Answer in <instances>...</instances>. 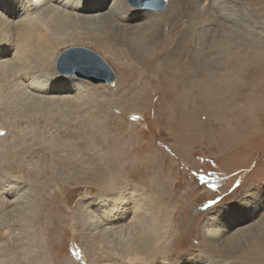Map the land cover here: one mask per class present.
Returning <instances> with one entry per match:
<instances>
[{"label":"rangeland","instance_id":"obj_1","mask_svg":"<svg viewBox=\"0 0 264 264\" xmlns=\"http://www.w3.org/2000/svg\"><path fill=\"white\" fill-rule=\"evenodd\" d=\"M129 1H110L99 13L107 16L116 8L113 23L95 26L83 22L76 31L67 30L66 38L79 35L82 43L58 46L52 65L43 64L47 70H31L38 76L44 74L40 81L50 88V84L65 83L57 73L61 54L84 48L109 64L117 76L113 85H96L88 79L71 77L78 78L81 83L76 84L87 90L77 91L81 100L76 102L73 91L40 96L50 100L34 99L23 92L18 95V90L13 92L14 82L5 71L9 66L0 67V264H32L38 257H43L46 264H60L67 258L82 264L88 256L101 258L98 249L110 254L102 257L100 264H128L120 262L116 253L130 247L137 238H146L143 234L155 223L167 221L179 225L180 234L175 231L174 241L179 255L174 260L222 264L241 247L234 242H244L242 238L234 240L237 234L246 233L248 244L258 239L264 228V0H214L234 15L227 24L231 30L213 22L218 18L203 16L207 0H199L200 10L191 11V17L198 14L196 18L183 20L184 26H191L192 20L196 25L194 49L186 50L192 58L186 59L184 67L190 77L197 75L206 61L213 63L220 57L217 42L222 37L244 43L246 65H239L234 76L242 81L241 87L227 97L220 95L221 89L212 96L193 92L197 85L205 86L201 77L196 86L195 81L190 82L192 77L187 84L175 81L173 76L183 69L175 64L177 58L166 46L152 56L157 59L154 65L138 63L131 56L133 46L127 31H122L124 25L147 28L149 40L150 35L168 29V14L174 3L167 0L165 11L151 12L135 9ZM2 11L0 6V14ZM135 15L140 18L134 19ZM13 34L0 28V41L12 42ZM175 37H179L178 32ZM238 54L234 48L228 63L233 64ZM81 55L84 61L76 65L98 75L86 62L90 56ZM130 69L132 74L127 73ZM14 88L21 90L19 86ZM173 95L187 99L194 95L213 105L212 111H200L193 144L179 147L175 134L179 129L168 128L169 113L177 110ZM230 98L235 103L226 109ZM199 102L195 99V106ZM115 157L120 158V168L110 165L111 161L107 163L106 159ZM126 168L131 169V177L124 176ZM102 173L112 174L105 189L102 180L108 181V177L103 179ZM58 176L62 182L55 181ZM123 194H127V200L120 202ZM51 198L61 208L54 220L65 217V221H59L61 225L53 220L46 224L38 215L39 206L41 209L44 201ZM106 208L109 218H122L117 225L134 220L139 228H119L115 233L110 226L97 231L89 227L88 221L103 215ZM179 220L181 224L184 221V226ZM106 232L111 234L104 235ZM212 247L218 251L217 257L206 252ZM228 251L229 256L223 257Z\"/></svg>","mask_w":264,"mask_h":264},{"label":"bare ground","instance_id":"obj_2","mask_svg":"<svg viewBox=\"0 0 264 264\" xmlns=\"http://www.w3.org/2000/svg\"><path fill=\"white\" fill-rule=\"evenodd\" d=\"M110 1L113 0H93V1L88 0L87 3H84L85 2L84 0H31L29 2H27V0H0V6H2L3 8L2 13L0 14V28L5 30L6 32L8 31L14 33L13 34L14 40L12 42H10L11 39L10 41L6 39L0 41V57H4L0 59L1 60L0 67L4 65L9 66L5 71H7L8 79L13 80L14 82L12 88L14 89L13 92H16V90H18L17 92L18 95L19 93L23 92V94L32 96L34 99L35 98L48 99L43 96L42 97L40 96L43 95V93L46 94L63 93L68 91H73L74 93H76L77 96L79 95L78 94L79 91H80L79 93H83L84 91H87L84 90L85 88L82 89L80 87L81 84L80 85L76 84V82L81 83V81H79L78 78L77 79H73L71 77L65 78L66 76H62V75H60L61 77L60 80H65V83H58V85L50 84L51 85L50 88L49 84L46 83L44 84L43 83L44 81H40V77H43L44 74L43 76L41 75L38 76L39 73H32L31 70L34 69L35 67H38L42 72L44 70H47L48 67L45 68L43 64L49 65L52 62H54L57 56L58 46L66 45L68 43L70 44L82 43L83 38L79 35H73L70 38L69 37L66 38L65 34L67 30L76 31L80 23L83 22H90V23L92 22L95 26L103 25L107 22L113 23L112 18H114L118 12L116 8H113V10H111L110 13L107 15L108 19L107 16H103L99 14L105 8V6L109 5ZM170 1L174 3L173 4L174 7L171 13L169 14L167 13L168 22H169V27L167 30L162 31L160 34L157 35H152V36L150 35L149 40H147V36H149L147 35L148 32L145 31L147 28L145 29L137 25L136 26L132 25L128 27L129 25L125 24L124 25L125 27L122 29V31H127L126 33L127 35H129L130 40L132 42L133 47L131 49L132 50L131 56L133 58H136L138 63H141L142 65L143 64L147 65V63L154 65L155 62H157V59L152 58V56L162 46H166L170 55L173 56V58L174 57L177 58V63L175 64H177V66L179 67L182 66L183 69L181 73H179L180 71H178L179 74L173 76L174 80L175 81L179 80L184 84H187L191 73L187 72L188 69L187 70L184 69V67L188 64L185 61L186 59L189 60L190 58H192V55H189L186 50L189 49L190 51H192L191 49H194L192 48V46H193V39L196 38L195 37L196 34L193 29L194 28L196 29V25L194 20H192V24H190L191 26L189 25L184 26L183 20H185V18L187 19V17L189 19L196 18L198 14L196 15L194 13L195 15L191 17L190 13L191 11H194L195 8H198L200 10L201 3H198L199 0H192V1L170 0ZM207 1L209 4H206V9L203 12L204 13L203 16L213 17V18L216 17L219 20L214 18L213 22H215L216 20L220 28H225V29L227 28L228 30H231L232 27L227 25L231 23L229 19H233L234 17L231 10L223 9L224 7L223 4H219V3L217 4V2H215L216 0L215 1L207 0ZM207 1L205 0V3H207ZM241 8H243L242 9L243 12L246 13L244 7ZM206 10L208 11V13L206 12ZM243 12L241 13L242 21L244 18ZM133 18L138 19L140 17L135 15ZM121 19H123V17ZM131 20L132 17L130 21ZM241 29L242 31H244V25L242 23H241ZM177 32L179 33V37H175ZM188 35H192V37L191 38L189 37L190 39H188L187 37ZM168 36H170V38H168ZM217 44L221 46V48L219 47L220 50L219 49L217 50L218 55L220 57L218 56L219 58H217V60H214L215 58L212 59L214 60L213 63L212 62L209 63L206 61V63L202 65L203 66L202 70H199L197 75L193 77L191 76L193 79L189 81L190 82L195 81L193 86H196L198 83L197 79L201 77L200 82H202V84L205 86L197 85V88L192 90L195 93L198 92L201 94L208 92V96H212V94H216L220 92L221 89L222 93L220 95L225 94V97H227L228 95L235 94L236 91H238L241 87L242 81H238L237 80L238 78H234V76L238 73L239 65H246L247 56L245 53V45L244 43L236 42L232 39H228L224 37H222L217 42ZM234 48L239 50L238 57L234 60L235 62L233 64L228 63L230 52ZM3 59H7V60H3ZM215 68L217 69L215 70ZM221 70L223 71L221 72ZM132 71L133 70L130 69L129 72L127 71V73L132 74ZM2 76L3 75H0V77ZM217 77H220L219 83L216 80ZM69 82H71L72 85ZM216 83L219 84L218 87L215 85ZM46 85L47 87H45ZM14 86L21 87V90H19L20 88L19 89L14 88ZM175 96L176 95H173V97L176 98L177 100V105H176L177 110L173 111L172 113H169L170 122L168 123V128L169 130L172 129L173 131H175L177 128L179 129L177 130L178 132L175 134H177V138H178L177 141L179 143V147H181L184 145L186 146V144H188L189 142L192 144L193 142H196L198 135L197 123L199 120L200 111L202 110L212 111L213 105L211 104L210 100H205V101L204 99L200 100L201 99L200 97L194 95H190L189 99H187V97L180 98L178 95L176 97ZM79 97L80 96H77L75 98L76 102L81 100V98ZM61 99H66V98L62 97ZM195 99L200 101L198 106H195L194 104ZM234 103L235 102L232 100V98H230L228 104L226 105V109H231ZM203 107L208 109H202ZM188 108L191 110H187ZM119 159L120 158L115 157L113 159L108 158L106 160L107 163L111 161L112 164L110 165H114L117 168H120L121 164L119 163L120 162ZM123 159L127 161L128 164L129 163L132 164L129 158L123 157ZM101 166L106 167V165H101ZM131 166L132 165L128 167ZM103 171H106V169H103ZM124 172L126 173L124 174V176L131 177L130 172L132 171L130 168L124 169ZM114 174H116V172ZM110 176H112V174L105 175L102 173L103 179L108 177V181L102 180V182H104L103 185L104 189L106 188L107 182L108 185L111 182L109 180ZM58 177H59L58 179H55L56 182L58 180L61 181L60 179L61 176ZM131 195L133 197V194ZM120 198H121L120 202H125L127 200V194H123L122 197ZM55 200L56 199L53 198L46 199L43 205L41 206V209L40 206L38 208V211H40L38 215L41 221L45 222L46 224H48L52 220H53L52 222H57L59 224H60L59 221H65V217H63L64 215L60 216L59 221L54 220V216L56 215L59 216L61 210V208L57 207V202ZM65 203L67 204L68 202L65 201ZM91 208H95V207H91ZM133 208L136 211L140 210V208H138V206H136L135 204ZM88 210L89 208L83 211L84 212L83 214L85 216L88 214L89 212ZM107 211L108 209L106 208V210L103 211V215L96 218H94L96 215L92 217L93 219H90L89 220L90 222L88 221L89 227L97 231L100 227L102 228L104 227V229L106 230L107 229L106 227L110 226L111 227L110 229L112 231L113 228L115 229L114 230L115 233H118L116 230H119V228L125 227V230H132L133 228L134 229L139 228L138 227L139 225L134 220L124 225H117L116 224L117 221H119V223H122L120 222L122 218H118L114 221L113 218H109V216L111 215L110 214L107 215L106 213ZM92 212L95 213V211ZM180 222L181 221L179 220L178 223ZM182 223L185 224L184 221ZM178 228L179 225L177 223H171V221H167L165 223H160V224L155 223L154 225H152L150 231L148 230V233L143 234V237L146 236V238L144 239H142V237L137 238L135 241H133V244L130 245V247L123 248V250L120 251L119 253H116V255L119 256L120 262L123 261V262H127L128 264H159V263L208 264L207 262L204 263V262H200L199 260L194 261L192 259H189L187 262H179L174 260V256L178 253L174 242L176 240L175 231H177ZM177 232L179 233V230ZM142 233H140L141 236ZM109 234L111 233L106 232V234L104 235H109ZM245 234L246 233H240L237 234V236H235L234 240H240L242 238L244 242L238 245V241H235L234 244L237 247L239 246L241 247H239L236 251L230 254L231 260H222L221 261L222 264H231V263L235 264L234 262L231 261H238L237 264H264V228L259 232L258 239H254V241H251L248 244H245ZM98 251L101 254L100 255L101 258L93 259L88 256V261H86L85 259L84 262L81 263L100 264V262H102L101 261L102 257L110 256V254L105 253L101 249H98ZM206 252L208 254H215V257L218 256V251L214 247H212V250L211 248L206 249ZM229 252L230 251L224 252L223 257L229 256ZM106 260H103V262ZM32 264H46V261L43 259V257H38L35 261L32 262ZM60 264H80V262L78 263V261L67 258L64 260V262H61ZM215 264H218V262H216Z\"/></svg>","mask_w":264,"mask_h":264},{"label":"water","instance_id":"obj_3","mask_svg":"<svg viewBox=\"0 0 264 264\" xmlns=\"http://www.w3.org/2000/svg\"><path fill=\"white\" fill-rule=\"evenodd\" d=\"M130 5L135 9H143L151 12H163L167 7V0H130ZM87 54L90 59L86 62L89 66L95 68L99 74L89 73L86 68L78 67L76 63L84 61L81 54ZM73 64L67 66V64ZM81 63V62H79ZM57 73L62 76L80 77L88 79L93 84L113 85L117 79L109 64L97 53L84 49L72 48L65 50L59 60Z\"/></svg>","mask_w":264,"mask_h":264}]
</instances>
